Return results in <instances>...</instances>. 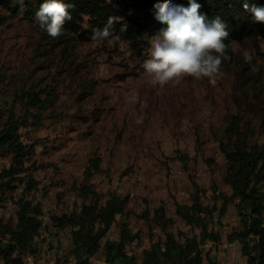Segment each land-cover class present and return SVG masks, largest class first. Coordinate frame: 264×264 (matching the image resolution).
<instances>
[{
  "label": "rangeland",
  "instance_id": "374dc122",
  "mask_svg": "<svg viewBox=\"0 0 264 264\" xmlns=\"http://www.w3.org/2000/svg\"><path fill=\"white\" fill-rule=\"evenodd\" d=\"M245 52L253 56L251 64ZM228 55L215 83L184 77L153 86L144 60L135 58L125 41L82 40L73 34L53 39L26 10H0V108L22 113L24 102L14 98L27 89L44 99L53 93L41 110L30 107L41 122L30 118L21 135L36 152L25 163L24 182L14 183L17 187L7 188L0 199V218L13 224L23 197L43 206L37 255L27 264H75L71 238H63L53 216L90 201L84 185L102 202L112 193L129 196L102 246L118 237L119 224L127 220L141 234L129 247L140 263L142 251L165 236L155 220L158 208L172 219L168 229L180 240L199 233L176 210L178 202L189 203L198 192L203 204H216L209 222L221 235L217 244H203L206 256L217 264H248L242 244L228 240L240 226L235 203L231 200L227 213H220L223 194H232L220 142L232 114L254 124L253 140L264 141V41H236ZM96 156L100 170L88 174L89 160ZM11 162V156H2L0 171ZM30 176L35 187L25 192ZM91 262L106 264L103 247Z\"/></svg>",
  "mask_w": 264,
  "mask_h": 264
},
{
  "label": "trees",
  "instance_id": "16d2710c",
  "mask_svg": "<svg viewBox=\"0 0 264 264\" xmlns=\"http://www.w3.org/2000/svg\"><path fill=\"white\" fill-rule=\"evenodd\" d=\"M45 0H24L23 6L17 0H0V10L10 9L14 12L26 10L36 18V13ZM69 5L68 11L72 19L66 20L64 32L60 40L68 34L78 36L82 40L92 39L94 30H102L110 17L115 18L111 26L112 41H125L135 58L145 61L149 58L151 38L167 28L156 19L157 3L163 0H63ZM174 5L190 6V0H171ZM201 7L199 12L211 23L219 19L229 35L225 43L228 51L236 41L251 39L264 41V22L255 19L252 7L264 8V0H196ZM245 4L248 8H245ZM39 23L38 21H36ZM43 29V28H42ZM45 30V29H44ZM46 31V30H45ZM105 40V39H102ZM50 91L46 98L30 89L17 94L14 102L22 101L25 110L16 112L13 108L5 112L0 108V158L11 156L8 168L0 171V199L7 188H16L17 182H24L21 174L25 172V163L36 152L35 144L23 141L21 128L30 125V118L40 124L38 112L52 99ZM264 119V117H263ZM264 128V124H261ZM256 134L254 124L249 120L243 122L239 114H232L220 142V148L226 159L225 181L232 187V194H223L220 213L225 215L230 201L235 203L240 226L229 234V242L239 241L248 264H264V141L253 140ZM100 158L89 160L88 174L92 170H100ZM35 178L30 176L25 182V192L35 187ZM85 201L80 209L53 216L54 225L60 232L69 227L71 234L72 254L75 264H92L91 259L103 247L106 264H217L216 259L206 256L203 244L221 241V235L210 226V218L214 216L216 204L208 207L203 204L198 192L191 195V202L177 203V213L191 226L199 228V233L188 235L180 240L168 229L172 219L158 208L155 220L165 229V236L153 242L142 251L141 262L133 250L132 242L141 239L140 232L132 229L127 220L119 224V235L107 239L102 246V239L117 222L118 216L127 208L129 196L112 193L102 202L101 195L91 187L83 186ZM43 206L23 197L18 201L16 223L0 218V260L4 264H26L25 258L37 255V238L42 231Z\"/></svg>",
  "mask_w": 264,
  "mask_h": 264
},
{
  "label": "clouds",
  "instance_id": "9594fccd",
  "mask_svg": "<svg viewBox=\"0 0 264 264\" xmlns=\"http://www.w3.org/2000/svg\"><path fill=\"white\" fill-rule=\"evenodd\" d=\"M17 2L24 4V0ZM68 7L63 0H45L36 13L39 26L53 39L63 34V25L72 19ZM200 7L196 0H190L189 7L174 5L171 0L155 5L156 19L167 28H162L151 38L149 58L142 65L152 78L153 86L162 87L184 77H207L215 83V78L223 75L222 63L230 59L229 44L225 43L229 33L219 19L207 23L206 17L199 12ZM245 8H248L247 4ZM251 11L257 21L264 22V8L252 7ZM114 22L115 18L110 17L102 30H94L92 40L119 39L110 31ZM244 60L251 64L253 56L245 52ZM252 70H256L254 65Z\"/></svg>",
  "mask_w": 264,
  "mask_h": 264
},
{
  "label": "bare ground",
  "instance_id": "6f19581e",
  "mask_svg": "<svg viewBox=\"0 0 264 264\" xmlns=\"http://www.w3.org/2000/svg\"><path fill=\"white\" fill-rule=\"evenodd\" d=\"M70 230H71V228H69V227H66L65 228V232H70ZM69 238H72L71 237V234L69 235ZM133 243L134 244H136V242H132L130 245H131V247H133ZM134 248V247H133ZM33 258V255H29V256H27L26 258H25V261H26V264H27V262L29 261V260H31Z\"/></svg>",
  "mask_w": 264,
  "mask_h": 264
},
{
  "label": "built area",
  "instance_id": "2783aa9c",
  "mask_svg": "<svg viewBox=\"0 0 264 264\" xmlns=\"http://www.w3.org/2000/svg\"><path fill=\"white\" fill-rule=\"evenodd\" d=\"M61 234H62L63 238L66 237L68 239V236L70 234H73V230H70V232H61ZM135 246H136V244L133 243V247H135Z\"/></svg>",
  "mask_w": 264,
  "mask_h": 264
}]
</instances>
